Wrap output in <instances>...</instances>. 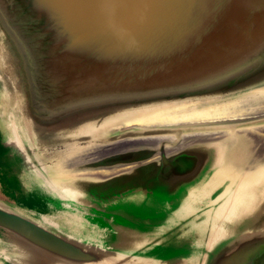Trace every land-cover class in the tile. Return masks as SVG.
I'll list each match as a JSON object with an SVG mask.
<instances>
[{"label":"water","instance_id":"1","mask_svg":"<svg viewBox=\"0 0 264 264\" xmlns=\"http://www.w3.org/2000/svg\"><path fill=\"white\" fill-rule=\"evenodd\" d=\"M0 160L2 264H264V0H0Z\"/></svg>","mask_w":264,"mask_h":264},{"label":"rangeland","instance_id":"2","mask_svg":"<svg viewBox=\"0 0 264 264\" xmlns=\"http://www.w3.org/2000/svg\"><path fill=\"white\" fill-rule=\"evenodd\" d=\"M8 171L2 160H0V198L14 205L22 195L18 189L13 187L11 172L8 173Z\"/></svg>","mask_w":264,"mask_h":264},{"label":"bare ground","instance_id":"3","mask_svg":"<svg viewBox=\"0 0 264 264\" xmlns=\"http://www.w3.org/2000/svg\"><path fill=\"white\" fill-rule=\"evenodd\" d=\"M40 215V220H42L43 222L47 223V224H51V225H56L57 223L54 221V219H52L51 216L47 215V214H39ZM1 254V253H0ZM0 264L1 261H0Z\"/></svg>","mask_w":264,"mask_h":264}]
</instances>
